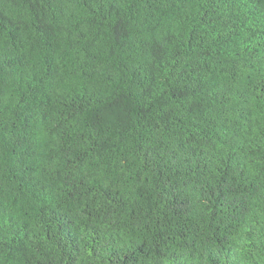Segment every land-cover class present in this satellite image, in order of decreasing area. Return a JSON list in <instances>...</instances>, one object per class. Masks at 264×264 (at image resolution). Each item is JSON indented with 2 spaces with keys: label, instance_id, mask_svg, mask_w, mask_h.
Masks as SVG:
<instances>
[{
  "label": "trees",
  "instance_id": "1",
  "mask_svg": "<svg viewBox=\"0 0 264 264\" xmlns=\"http://www.w3.org/2000/svg\"><path fill=\"white\" fill-rule=\"evenodd\" d=\"M0 264H264V0H0Z\"/></svg>",
  "mask_w": 264,
  "mask_h": 264
}]
</instances>
